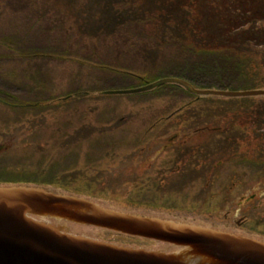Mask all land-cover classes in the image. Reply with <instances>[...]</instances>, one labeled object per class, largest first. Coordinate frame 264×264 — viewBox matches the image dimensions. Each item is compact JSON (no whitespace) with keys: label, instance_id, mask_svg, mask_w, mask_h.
Segmentation results:
<instances>
[{"label":"rangeland","instance_id":"374dc122","mask_svg":"<svg viewBox=\"0 0 264 264\" xmlns=\"http://www.w3.org/2000/svg\"><path fill=\"white\" fill-rule=\"evenodd\" d=\"M241 1L249 2L252 11L256 14L261 15L264 11L262 6L254 7L253 3L256 0ZM80 3L81 0H0L1 32L5 29L12 34L20 27L24 35L30 36L31 32L36 30L41 37L45 36L46 42L51 41L44 46L51 44L57 46L59 40L61 44L59 43L58 53L73 55L71 63L67 59H58L52 63L34 66L33 72L29 70L26 62L23 65L17 59H11L10 62L0 61L4 63L0 64L1 68L11 67L5 68L11 69L9 72L19 69V77L8 79L14 87L25 88L20 92L21 94L13 95L17 98L16 103H20L21 100L24 105L40 103L43 91L51 93L54 97L46 105L27 108L26 106L13 108L11 102L4 101L5 104L0 102V146L8 147L0 154V158L7 157L13 169H19L21 166L28 168L36 163L43 176H50L49 178L53 176L55 179L53 183L55 182L54 184L59 187L123 204L210 215L221 220L229 209L238 207L242 212L237 210L230 216L233 215L234 219L240 220L237 216L247 213L249 222L246 229L254 228L252 231L264 234V171L258 178H253L243 188L237 190L236 195L229 202L218 201V196L208 187V184L210 185L208 181H198L188 186V182L185 181L160 180L149 183L141 180L139 175L144 172L147 164L136 163L134 157L137 151L128 149L127 144L124 143L125 140L131 139L129 133H133L134 129L130 126L124 129L120 125L136 120L132 116L143 111L142 109L150 101L149 98L153 97L152 94L99 96L92 95L90 90L92 87H88V90L84 91L86 95L70 97L68 103L61 100L62 97L72 93L71 91L74 94V85L79 80L76 75L78 71L85 82L99 85L97 93L119 89L107 85L103 80L102 71L90 75L91 69L75 62L80 58L82 61L109 60L115 67L123 69L125 63L113 62L110 59L111 53L123 59V55L136 50L135 53L130 54L131 61L135 64L138 60L140 63L143 61V50L147 49V52L151 50L148 46L150 41H159V44L164 45L158 49L180 45L181 39L186 44L195 45L198 50L220 48L225 40L221 39L219 35L221 31L214 22L215 18L220 16L216 9L236 15V5L239 2L138 0L139 6L151 4L155 12L157 8H161L163 18L167 16L169 9L174 12L169 13L174 16L173 18L170 16L169 19L163 20H145L143 30L136 21L126 22H134V25L139 27V38L146 44H136L139 40L137 38L123 37L124 32H119L117 37L90 36L98 33L100 31L98 28L107 21L116 22L113 19L115 16L104 13L107 3L100 0H89L84 9H81ZM147 8L151 9V6L148 5ZM150 13H153V10H150ZM185 17L188 18L184 19ZM253 21L255 24L249 30L255 32L247 31L249 37L239 36L237 48L241 54H245L253 61L252 76L241 85L231 86L228 89L230 92L264 90V16ZM232 22L234 23L233 20ZM18 25L20 26L15 28ZM207 27H210L208 32L214 35L205 33ZM168 28L177 29L185 36L166 34L164 36L165 29ZM60 37H65V41ZM249 40L251 43L247 42ZM231 42L230 46H235L234 38L233 43ZM1 53L3 59L8 58L4 51H0ZM19 65H23L24 69ZM32 88H36L37 92L30 94ZM133 104L138 107H134ZM259 104H263V107L257 108ZM218 106H224L228 110L205 114L206 110ZM231 107L233 109H229ZM194 109L204 110V114L197 111L193 113L212 126L248 125V138L239 141L245 143L241 151L250 154V160L255 164L264 165V146H262L264 137L260 138L263 133H257L258 127H264L263 97L201 98L194 102L190 111ZM120 118L125 120L119 123ZM195 123H191L189 118L184 124ZM229 147L226 149L228 150ZM229 155L230 153L225 152L224 148L216 151L212 156V163L216 164L221 157ZM18 161L20 162L17 163ZM210 172L212 171L205 172V175ZM235 172L238 176L244 174L241 171ZM2 175L0 173V176ZM135 196L145 199L142 202H135ZM251 197H254V201L248 202Z\"/></svg>","mask_w":264,"mask_h":264},{"label":"water","instance_id":"95a60500","mask_svg":"<svg viewBox=\"0 0 264 264\" xmlns=\"http://www.w3.org/2000/svg\"><path fill=\"white\" fill-rule=\"evenodd\" d=\"M263 16L264 11L256 19ZM163 84L179 85L197 96H264L263 90H199L175 78L99 93L133 95ZM95 199L113 209L42 186L1 185L0 264H264V240L214 228L223 223L217 217ZM94 228L159 244L133 240L148 248L120 245L104 241H120L119 236Z\"/></svg>","mask_w":264,"mask_h":264},{"label":"trees","instance_id":"16d2710c","mask_svg":"<svg viewBox=\"0 0 264 264\" xmlns=\"http://www.w3.org/2000/svg\"><path fill=\"white\" fill-rule=\"evenodd\" d=\"M88 1L89 0H81L79 6L81 8L84 7ZM100 1L103 2L105 0ZM235 1L239 2V4L236 5V15L232 13H226V15H224L225 17L220 15L219 17L215 18L214 21L217 28L221 31L219 32L221 39L225 40V43H222L223 45L219 46L220 48L198 50L195 45L186 44L184 40L181 39L180 45L173 47L169 46L167 49H158L164 45L159 44V41H150L148 46L151 47V50H148V52L147 49L143 50V61L140 63L138 60L135 64L131 61L132 55L130 54L135 53L136 50L131 53L125 54V56L123 55V59H119L116 57L115 53H111L110 59L113 62L125 63V67H123V69L122 67H115V65H113L109 60L95 59L92 61H82V59L80 58L78 59V61L75 60V62H77L78 64L82 63L86 68L91 69L90 75H94V73L102 71L103 80L109 87L113 88L124 90L137 89L161 79L179 78L188 81L198 89L228 90L231 86L243 84L248 78L252 76L251 74L253 61L246 57L245 54H241V51L237 49L239 46L238 37L241 35L242 38L247 37V31L254 33L255 31L249 30L248 27L250 26V28H252L253 24H255L253 20L255 18H258L259 16V14H256L252 11V5H250L249 3L244 1L243 4L241 0ZM111 2L114 1L112 0L106 4L108 10H105L104 13L106 15L115 16V18L113 19L116 22L110 20L107 21L105 25L98 28V30H100L98 33L90 36L97 38L109 36L117 37V34L119 32H124L123 37L131 39L137 38L139 40L136 42V44H146L145 42H141L139 38V27L134 25V22H126L136 21L138 22L140 29L143 30L146 22L145 20L150 19L145 16L133 15L131 9H124L126 11V14L122 15L123 6L119 8L117 3ZM245 3L247 4L246 6ZM253 4L262 5L264 9V0H260V2L256 0V2ZM127 5L128 4L126 3V6L124 7L127 8ZM233 17L234 19H232ZM167 19H169V17H167ZM184 19H186V17ZM232 20L234 21V23L232 22ZM19 26L20 25L16 26L15 28H18ZM206 29V34L210 36L214 35L212 32H208L210 30V27H207ZM25 30L26 29H24V31ZM165 34L167 36H185V34L181 33L179 30L172 28L165 29L164 36ZM233 38L235 40V46H230V42L232 41L231 43H233ZM60 39L65 41V37H60ZM45 40V36L43 35L41 37L39 35V32H37L36 30H34V32H31L30 36H26L20 31V27L12 34H9L7 30L4 29V31H0V51H4L8 58L3 59V53H1L0 61L3 62L4 60L10 62L11 59H17L19 63L23 65L26 62L28 68H30L29 70H31L32 72L34 71V66L38 64L41 65L45 63H52L58 59H67L70 63L73 62V55H71L70 53L71 51L67 50L70 53L68 55L58 53V49L60 48L59 40L57 41V46H54L52 44L49 46H44L45 44H49V42H51H46ZM247 42L251 43V40ZM153 50L155 51L154 53ZM19 66L22 67L21 65ZM5 68L11 67H0V102L3 104H5L4 101L11 102L13 108H24V106H26V108L30 107L29 104L24 105V102L22 100L20 101V103H16L15 101H17V98L13 96L14 94H21L20 92H23L25 88L23 86L14 87L13 84L8 81L9 77H19V69L15 72H9L11 69ZM41 75L43 76V72L41 73ZM76 75L79 80H77V83L74 85L75 96L86 95L84 91H87L88 87H92V89H90L92 93H97L96 90L99 85H95L94 82H85L79 71ZM43 90L44 89L42 88V91ZM35 92H37V89L32 88L30 94H34ZM71 92L72 93L69 94H73V91ZM65 94H67V92ZM148 94H152L153 97L149 98L150 101L142 109L143 111L141 112L143 113L139 112L138 114L132 116L135 117L136 120L126 122L127 124L138 125L139 123L144 124L147 120H154L155 117L153 116V113L157 115V123H160L163 120L161 118L164 115H168L175 109H178L181 106L182 102H185L184 100H182L184 96L189 95L182 88L176 85L159 86L156 90ZM53 98L54 97L53 95H51V93L43 91L40 103H36L32 106H41V104L46 105L50 101H52ZM133 106L138 107L135 104H133ZM208 111L209 110H206L205 113H207ZM19 162L20 161H18L17 163ZM37 165L38 164L35 163L28 168L21 166V168L19 169H13L10 166L8 158L5 156L1 157L0 173L3 175L0 176V184H38L55 186L65 189L63 187L55 185V182L53 183V181H55L53 176L52 178H49L50 176H43V172L40 171L39 166ZM263 171V164L253 163L246 166L245 170H243L242 173L251 175L252 178H258ZM143 199L145 198H139L135 196V202H142ZM119 237V242L131 243L133 241L129 238L121 236Z\"/></svg>","mask_w":264,"mask_h":264},{"label":"flooded vegetation","instance_id":"af4514ba","mask_svg":"<svg viewBox=\"0 0 264 264\" xmlns=\"http://www.w3.org/2000/svg\"><path fill=\"white\" fill-rule=\"evenodd\" d=\"M63 100L67 101L65 98ZM195 100H186L182 107L173 112L174 114L162 117L164 123L158 124L157 115L153 113L155 119L146 121L144 124L131 126L125 122L120 125L124 129L129 126L134 129L133 133H129L131 139L125 140L124 143L127 144L128 149L137 151L134 157L136 163L147 164L144 172L139 175L142 181L149 183L160 180L185 181L188 182V186L198 181H208L210 182L208 187L218 196V201H232L231 198L236 195L237 190L251 181L243 174L238 176L235 172L241 169L242 165L252 164L250 154L241 151L245 143L239 142L248 138L249 127L248 125L206 124L205 119L193 113L197 111L204 114V110L190 111L192 106L186 107ZM210 110L211 112L220 111L215 108ZM189 118L191 123H196L184 124ZM122 121H124L123 118H120L119 123ZM226 147L229 149L227 150ZM223 148L230 155L221 157L216 164L212 163L213 154ZM241 154L243 155L239 157ZM208 171L212 172L205 175ZM247 201H254V197ZM237 210L242 212V209L238 207L229 209L224 215L223 223L216 225L236 232H254L252 231L254 228L246 229L249 222L247 213L237 216L240 220L234 219L233 215L230 216Z\"/></svg>","mask_w":264,"mask_h":264}]
</instances>
